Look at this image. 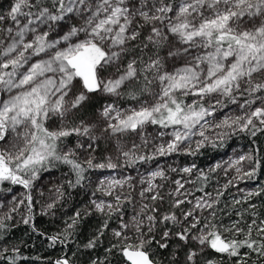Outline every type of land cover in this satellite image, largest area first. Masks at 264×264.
Segmentation results:
<instances>
[{"label":"rangeland","instance_id":"rangeland-1","mask_svg":"<svg viewBox=\"0 0 264 264\" xmlns=\"http://www.w3.org/2000/svg\"><path fill=\"white\" fill-rule=\"evenodd\" d=\"M6 15L0 22V116L8 126L2 144L8 160L33 163L47 155L42 128L56 138L80 135L62 152L95 168L82 206L108 215L134 203L132 216L121 217L117 238L147 242L159 211L170 223L190 219L180 235L189 246L188 261L208 248L217 196L231 185L243 188L248 153L234 147L206 170L225 178L222 187L202 196L191 190L200 171L176 156L264 124V0H179L173 8L162 0H68L61 17L11 4ZM214 33L233 35L239 44L213 45ZM132 45L157 53L138 62ZM75 56L93 68L84 77L92 78L95 93L68 62ZM185 98L188 107L203 104L202 111L190 112L169 130L152 126L155 115ZM92 101L98 109L86 121L73 122ZM37 185L40 209L60 204L57 176L45 174ZM239 193L243 199L254 194L251 188ZM23 202L20 191L2 196L0 222L21 214ZM169 234L167 241L175 238L165 230ZM180 250L176 246L173 254Z\"/></svg>","mask_w":264,"mask_h":264},{"label":"trees","instance_id":"trees-1","mask_svg":"<svg viewBox=\"0 0 264 264\" xmlns=\"http://www.w3.org/2000/svg\"><path fill=\"white\" fill-rule=\"evenodd\" d=\"M27 1L25 4L23 0H0V22L7 16L6 11L10 4L11 8L19 6L31 13L46 11L57 17L63 16L68 7V0ZM162 1L169 8H173L179 0ZM18 13H13V16ZM141 31L144 33V30ZM209 41L213 45L226 48L237 47L239 44L235 36L226 33H214ZM130 49L132 58L138 62L157 53L154 47L144 52L142 46L132 45ZM68 62L77 70L91 92L95 93L96 87L89 86L84 77L86 73L94 72L89 62L79 56L69 59ZM136 92H140V87L132 90V93ZM1 101L0 90V105ZM98 106L99 102L92 101L80 108L73 122L86 121V117L91 116ZM203 107V104L188 107V99H178L165 111L155 115L151 124L158 131L169 130L178 126L187 114L202 111ZM79 136L72 134L56 138L42 128L39 139L45 137L47 155L33 163H12L2 148L8 137V126L0 116V198L19 191L24 198L21 214L0 222V264H128L124 258L126 249L145 251L156 264H207L209 261H215L216 264H264V124L235 130L221 139L176 156L180 164L191 163L200 171L191 184L192 192L198 196L210 194L215 185L222 187L220 184L225 178L222 174H206L205 171L217 160L227 156L234 147L248 153L247 163L250 167V172L244 177L246 183L242 185L243 188L231 185L227 189H220L222 191L213 206V229L209 247L193 258L190 257L189 261L186 257L189 246L184 244L185 241L180 236L184 233L182 227L189 218L181 220L182 222H179V218L178 221L170 223V220L163 219L161 213L156 211L158 218L155 223L150 224L153 233L148 235V241L142 245L137 241L128 244L117 238L115 231L122 216L126 215L127 218L134 213L132 200L108 215L90 209L91 205L82 206L95 168L77 156L62 152L63 147L76 145ZM48 173L57 176L61 181L62 198L60 204L45 212L36 205L35 188L38 180ZM250 188L254 194L243 199L244 195L239 190ZM165 205L170 208L169 200H166ZM165 230L171 231L175 238L167 241L170 234L164 235ZM218 240L229 245L227 253L215 250L214 244ZM176 246L181 249L177 253L179 256L173 254Z\"/></svg>","mask_w":264,"mask_h":264},{"label":"water","instance_id":"water-1","mask_svg":"<svg viewBox=\"0 0 264 264\" xmlns=\"http://www.w3.org/2000/svg\"><path fill=\"white\" fill-rule=\"evenodd\" d=\"M92 82V78H86V83L89 85ZM214 248L219 253H227L229 251V245L223 241L218 240L214 244ZM124 258L128 264H156L150 258L149 254L145 251H133L126 249L124 251Z\"/></svg>","mask_w":264,"mask_h":264}]
</instances>
